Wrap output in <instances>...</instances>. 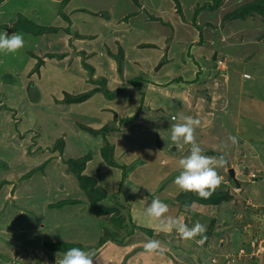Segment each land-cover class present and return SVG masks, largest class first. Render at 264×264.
<instances>
[{"label":"rangeland","instance_id":"obj_1","mask_svg":"<svg viewBox=\"0 0 264 264\" xmlns=\"http://www.w3.org/2000/svg\"><path fill=\"white\" fill-rule=\"evenodd\" d=\"M138 1L77 0L87 6L88 20L91 17L99 21L108 19V26L101 23L96 27V31L103 34L97 48L105 44L112 48L110 29L126 16L129 18L119 26L125 43L144 40L161 46L147 50L141 57L131 49L126 55L124 72L110 70L111 88L119 81L116 75L131 80L143 72H151L150 77L168 84L160 91H147L145 106L162 108L161 116L155 118L158 123L149 122L152 127L141 132L125 131L120 141L117 140L121 146H118L117 160L121 164L126 163L121 159L123 146L129 144L134 149L131 164L128 163L131 167L128 168L127 187L140 190L134 193L132 200L129 194L118 197L119 203V200H130L129 206L123 204L126 209H120L128 229H120L111 215L95 214L90 202L97 195L81 189L77 167L69 163L70 159H81L92 153L93 149L103 157L106 150L105 141L103 148L98 145L100 135H95L100 137L93 140L92 146L82 136H77V131L96 117L87 112H70V104L63 103L66 94H79L83 90L76 85L71 89L70 83L68 85L62 77L56 80L53 89L42 84V89L38 88L31 77L23 78L32 54H35L36 71L43 63L42 58L55 52H68L65 66L73 68L77 53L73 51L71 37L61 33L43 40L20 31L16 33L23 35L24 48L16 54L0 53V264H56L57 256L64 253L53 251L48 245L81 244L86 248L83 251H92L107 236L106 230L109 235L121 239L131 231L132 221L148 226L154 222L146 216L145 210L157 197L168 205L169 215L186 221L190 228L197 221L206 227L207 240L203 246L182 240L175 231L146 233L138 230L124 245H104L94 264H158L159 260L171 258L173 254L181 262L190 264H264V9L245 14L242 8L256 0H223L219 8L196 15L198 7L213 0ZM140 5L145 9H140ZM59 6L61 4L51 0H9L6 5H0V33L11 34L14 25L6 28V24L16 22L19 14L27 15L35 23L51 26ZM172 36L176 41L181 40V51L176 59L169 56L161 59L167 55L164 38ZM183 41H195L197 45L196 51L187 54L189 64L185 63ZM200 45L211 48L212 54L205 57ZM77 48L81 50L80 44ZM50 60L45 59L53 64L60 61ZM133 60L141 62L138 65L141 69L132 65ZM197 71L200 75H196ZM72 74L86 81L95 76L89 70ZM173 77L201 82L190 89V103L189 100L186 104L182 96L183 90L188 88L186 82H172ZM127 89L124 100L133 102L134 96L140 94L132 85ZM87 107L88 103L79 109ZM184 116L201 121L195 136L205 155L226 153L227 166L217 169L224 177L217 190L223 196L219 204L195 203L183 209L174 198L181 192L174 184L181 171L178 161L189 149L186 146L183 151L177 150L170 138L171 125L182 122ZM104 123L106 120L102 118L99 126L94 127L101 129ZM118 126L119 130L124 127L120 122ZM87 129L85 127V131ZM229 136L237 137L238 146L231 145ZM222 144H228L223 153L220 151ZM102 159V165L95 160L89 171L97 173L109 190L117 189L122 170L109 165L104 157ZM41 166L43 169L28 177ZM65 201L76 204L55 206ZM101 203L119 208L114 194ZM177 209L180 213H173ZM148 239L162 242L167 248L163 257L144 254L143 245ZM240 250H244L243 254Z\"/></svg>","mask_w":264,"mask_h":264},{"label":"crops","instance_id":"obj_2","mask_svg":"<svg viewBox=\"0 0 264 264\" xmlns=\"http://www.w3.org/2000/svg\"><path fill=\"white\" fill-rule=\"evenodd\" d=\"M8 1L9 0L0 1V5L1 6L6 5V3ZM51 1H54L56 3L58 2V4H61V0H51ZM137 3L140 4L139 1ZM140 7H141L140 9H142V8L145 9L144 5H140ZM86 12H88L87 6L81 5L80 2L79 3L77 2V0L76 1L70 0V2L66 5V7L64 9V13L68 17L69 20H66L60 14V11L58 10V14L55 16V21L51 26H45V25L36 23L37 25L42 26V27L57 28V30H51V31L46 32L43 35L38 36V37H42L40 39H43L47 36H51L53 34H61V33L71 37L69 39H70L71 45L74 48L73 51H76V53H77V55L76 54L74 55L75 61L72 64V65H74V67L69 69V67L65 66L67 56L69 55L68 52H64L62 54L61 53L57 54L58 52H55V53H48V55H46L44 58H42L43 63L41 64L39 71H35L36 65L34 63L35 58L33 56L35 54H32V55H30L29 60L27 61V65H29L28 71L26 72V75H23V78L28 80L31 77L30 80L33 81L34 84L38 88L39 87L41 88L40 84H42V86L44 85V87L50 86L49 89H53L52 87H53V85L56 84V80L59 79L60 77H62L63 79L68 81V85L70 83L71 89L75 88V85H76L77 87H80L81 90H83L82 91L83 93L100 87L98 80H100L101 78H106L107 79L106 86L108 87V89L112 93L116 94V98L109 99L108 97H106L104 95L103 92L98 91V92H95L88 100H86L82 103H71L69 106V110H70V112H79V111L81 113L87 112V113L96 117V119L92 123H90L89 125H83L84 127H82V128L80 127L81 129L79 131H77L78 138H79V136H82V139L85 140L86 143L89 141L88 143H90V146H92L91 143L94 142L93 140L97 141V138H99L101 135L99 137H96L98 135H96V136L93 135L94 136L93 137L91 134H89L90 132L88 133L87 130H86L87 132L85 131V127L91 128V129H99L100 127H94V126L95 125L99 126L102 118L106 120V123H104V125L102 127H104L106 125H112V124H115L116 126H118V123L121 122L122 119H124L126 117H132V116L136 115L138 110H140L139 115L136 119L129 121L127 123H124L123 124L124 127H122L118 132H114L108 136V139H109V137L112 135L110 137L112 142L111 141L110 142L114 145V154H115V158L117 160V157L119 156L118 146H120V144L117 142V140L120 141L119 138H121V135L125 131H128V130L132 131L133 130V132H141L142 130H149V128L152 127L151 125L148 124L149 122L152 121L153 125H156L158 123V121L155 118L156 117L158 118L161 116L160 110H162V108L161 107H155V106L153 107L151 105L145 106L147 101H148L147 96H146L147 91L149 90L152 92H157V91H160V89H162L163 87H167L168 84H165L167 82L166 81L164 82V80H162V79H159V78L153 79L152 77H150L149 74L151 72H148V73L143 72L142 75H140L139 77H142L145 81V82H143V91L145 93L144 99L142 100L141 95H139L138 97L134 96L133 102H127L126 100H124L125 97H123V95H125V93L128 91L127 87H128V85H130V84H128L129 80H127L125 78L120 79V77H117V75H116V78L119 81L117 82V84L113 88H111V82L112 81H111L110 76L112 75V71L115 73L120 72V70H121V72H124L123 69H124V64H125V60L127 57L126 55H128V53L131 49L133 51L139 53V55L141 57L142 53H145L147 50H152L154 48H161V46L156 42H152V41L145 42L144 40L135 42L133 44L125 43L124 42L125 37L122 34L121 30L119 29V26H120V24H122L125 21V19L129 18L128 16H126L125 18H121L120 20H118V22H116V24H114L113 27L110 29V34L113 37L112 48L111 47L109 48L108 44H105V46L103 45L102 48H100V46H99V48H97V45H99V42L102 40L101 37H103L102 36L103 34L101 32H97L96 27L98 25H100L101 23L108 26V21H107L108 19L101 18L99 21V20H95L94 18H92L90 16L91 18L88 20V18L86 17ZM20 15H23V14H19V16ZM27 18H28V16H27ZM18 20H19V17H18L17 21ZM16 22L7 23L6 28H8V26L15 25ZM68 29L70 30L71 33L68 32ZM10 32L13 33V30L11 29ZM23 32H25V31H23ZM174 38H175V36L169 37L168 39L164 38L165 39L164 49L167 48V51H165L167 53V55H163L161 57V59H165L166 56H169V58H173V59L177 58V55L180 53L181 48H182L179 46V44H181V40L176 41ZM183 42H185V41H183ZM188 43L185 42V47H186L185 48L186 49V51H185V57H186L185 63L186 64H189L187 54L189 52H192V51L194 52L197 49L196 48L197 45H195V41L194 42L189 41ZM79 44L81 46V50L77 48L79 46ZM199 47L202 50V53L204 54L205 57H206V55L208 56L209 54H212L213 50H211V48L208 49V48H206V46H202V45H200ZM182 51H184V50H182ZM47 58L52 59V60L55 58L60 59L59 62H61V64H57L59 62L53 64V63H50L49 61H45V59H47ZM52 60H50V61H52ZM139 60H140V58H139ZM139 60H133L132 65L137 66V68L142 67V66H138V65H141V62ZM163 62H165V61H163ZM85 64H88L89 67H92L93 73H95V76H93L90 80H87V81L82 76H77L75 74H72L73 71H75V72L77 71V73L86 72L88 70V68L85 67ZM80 66L81 67L83 66L81 70H79ZM111 69H112V71L110 72ZM198 70L201 71L202 69H198ZM33 74H37V75H34L36 78L33 77ZM65 74L67 77H64ZM197 74L200 75V72L197 71L196 75ZM174 78L175 77L171 78L170 81L173 80L172 82H176L175 80L178 79V77H176L175 79ZM179 78L182 79L183 82L185 81L183 77H179ZM36 80L38 83H36ZM197 81L194 82L193 79H188V81H185L187 84L186 86H188V88L183 90L182 96L184 97L183 100L186 102V104L191 102V100L189 99V96H191L190 92L193 88V85L201 83V82L198 83ZM57 91H58V89L56 90V92ZM187 91L189 92V94ZM74 95H77V94H74ZM117 99H118V101H117ZM86 103H88V107L86 109H84V108L79 109V106H83ZM145 109H147V110H145ZM112 116H114V119L112 118ZM83 140H82V142H83ZM98 142H99L98 145H99L100 149L103 148L102 144L104 143V139L102 136H101V140H99ZM84 146H86V144ZM131 147H132L131 145L126 144V146H123V149L121 150V153H122L121 159H124L126 161V163L123 162V163H125L123 165H125L127 167H131V165H128V163L131 164V161H132L131 160L132 159L131 154L135 153L133 151L134 149H132ZM160 147H161V145H160ZM85 156H90V158L85 165L84 174L88 175L90 177L96 178L98 181V186L104 188L108 192V197H110L111 194L116 193L118 188H119V185L121 184L122 175H121L119 183L117 184L118 185L117 189L109 190L106 187L107 184H105V182L102 183L101 179L98 178L97 173L94 175V173H91L89 171L90 165L93 162H95V160H97L96 163L97 162L100 163L103 160L101 153L98 150L96 151L93 149L92 153L85 155ZM117 162H119V161L117 160ZM119 163L121 164V162H119ZM162 163H164V160L162 161ZM103 164H104V162H103ZM100 165H102V164L100 163ZM116 169H119V168H116ZM129 179H130V176L128 174L126 179L124 180V182L121 185V192L119 194V197L121 195H124V194L126 196H128V194H129L130 199L132 200L135 197L134 193H137L140 190H138L136 188L134 190L129 189L127 187ZM120 198H122V197H120ZM145 198H147V197H145ZM104 200H102V202ZM119 201L122 204H126L127 206L130 205L129 204L130 200L126 199V201H122V200H119ZM135 201L136 200H134L133 203ZM145 202L148 203V201H145ZM181 211H182V209H181ZM183 212L187 213V210H184ZM173 213L177 214V213H180V211H179V209H177ZM185 222L186 221H184V223ZM135 224L139 227L152 229L153 231H155V230L159 231L160 230V228L156 222L149 224V226H151V227H149L147 224H141L137 221ZM115 244H117V243L108 242L105 244V246L115 245ZM119 245H124V244H119ZM176 256L177 255L173 254L171 258L168 257V259L165 258L163 260H159L158 264H190L189 262H187V263L181 262L180 260L177 259Z\"/></svg>","mask_w":264,"mask_h":264},{"label":"clouds","instance_id":"obj_3","mask_svg":"<svg viewBox=\"0 0 264 264\" xmlns=\"http://www.w3.org/2000/svg\"><path fill=\"white\" fill-rule=\"evenodd\" d=\"M25 46L24 37L20 33H0V53L5 55L16 54ZM201 121L192 116H184L182 122L171 125V141L177 150L183 151L188 146L189 153L178 161L181 169L175 178L174 184L181 192L193 193L200 199L208 200L221 187L224 177L217 169L225 168L228 164L226 153L219 156L205 155L203 149L196 140V129ZM231 145L238 146L236 136H229ZM228 144H222L220 151L223 153ZM188 207V206H186ZM145 214L156 222L163 232L175 231L184 241H195L200 246L207 240V229L200 222H196L191 228L179 217L169 215V207L158 197L147 206ZM201 237L197 240L196 237ZM144 254L163 257L167 248L158 239H148L144 245ZM96 253L83 251L73 247L67 250L56 260V264H94Z\"/></svg>","mask_w":264,"mask_h":264},{"label":"trees","instance_id":"obj_4","mask_svg":"<svg viewBox=\"0 0 264 264\" xmlns=\"http://www.w3.org/2000/svg\"><path fill=\"white\" fill-rule=\"evenodd\" d=\"M3 1V0H0ZM223 0H213V2L211 3H207L203 6H200L197 8L196 11V15L199 14L201 11L204 10H210L213 11L217 8L220 7L221 2ZM70 2V0H61V6H60V14L66 19L69 20L68 17L65 15L64 13V9L66 7V5ZM178 8H179V4H177ZM264 9V1L263 0H256L254 2H252L250 5L248 6H244L242 8L243 12H245V14H252L253 12H262V10ZM180 12V8L178 9ZM238 16V14L236 15ZM240 17L244 16L243 15H239ZM153 19H156V17H152ZM13 33L19 32V31H25L26 33L29 34H33L35 36H40L45 34L48 31L51 30H57V28H47V27H42L37 25L35 22L31 21L30 19H28L26 16L24 15H20L19 16V20L16 22V25H14L12 27ZM68 32H70V30L68 29ZM71 33V32H70ZM201 36V35H200ZM202 40V39H201ZM202 42V41H200ZM41 66V65H39ZM85 67L88 68V70L92 73L93 72V68L89 67L88 64H85ZM36 71V70H35ZM121 72V70H120ZM99 81V85L100 87L93 89L91 91L88 92H84V93H80L77 95H69L66 94L67 96L63 99V103H82L86 100H88L95 92L101 91L104 93V95L106 97H108L109 99H114L116 94L112 93L108 87L106 86L107 83V79L106 78H101ZM176 82H182V79L178 78L175 80ZM197 81V80H196ZM143 82L144 79L142 77H135L131 80L128 81V84L134 86L139 94L142 97V100L144 99L145 93L143 91ZM140 110H138V112L136 113V115L132 116V117H126L124 119L121 120L120 123L124 124L127 123L129 121H132L134 119H136L139 115ZM87 131H89L90 133L94 134V135H101L104 139V141L106 142V150L103 152V157L106 160V162L116 168H119L122 170V180H121V184L119 185V188L117 190L116 193H114V197L119 205V208L117 207H109L108 205H103L101 202L102 200L106 199L108 197V192L98 186V181L96 178L94 177H90L88 175H85L83 172L85 170V165L88 162L90 156H85L81 159H70L69 163H71V165L77 167V178L78 180H80L81 182V189L84 191H93L97 196H95L92 201L90 202L95 214L97 215H111V218L113 220V222L116 224H118V227L120 229H128V225H126V219L124 215H121V211L120 209H126L127 205H123L121 203L118 202V197L119 194L121 192V185L124 182V180L126 179L127 175H128V168L127 166L120 164L119 162H117L116 158H115V154H114V145L110 142V140L108 139V136L114 132H118L119 131V126H116L115 124L112 125H106L104 127H102L101 129H91L88 128ZM63 142V141H62ZM43 169V166L39 167L38 169H34L31 173L28 174V177H31L36 171ZM1 184V183H0ZM221 193L219 192H215L214 195L208 199V200H203L200 199L197 195L193 194V193H186V192H179L176 197L175 200L178 201V203L180 204V208L182 207L183 209L188 208L186 206H192L195 203H199V204H204V205H213V204H219L223 198L222 195H220ZM185 195H187L188 197L185 198ZM73 205L76 204V202L74 201H65L63 203H60L58 205H55L56 207H61L64 205ZM120 215V217H116V215ZM131 221V220H130ZM141 230L144 231L146 233H152L154 232L152 229H148V228H144V227H139L135 224L134 221H132V227H131V231H129L125 237L123 238H118L115 235H109L110 232L108 230H106L107 236L103 237L99 243L97 244V246L92 250L97 254L99 253L100 249L108 242H115V243H120L123 244L125 242V240L132 236L136 231ZM48 247L56 252H62L65 253L67 250L76 247V248H80L81 250H85L86 248L81 245V244H72V243H66V242H61V243H56L53 245H48Z\"/></svg>","mask_w":264,"mask_h":264},{"label":"water","instance_id":"obj_5","mask_svg":"<svg viewBox=\"0 0 264 264\" xmlns=\"http://www.w3.org/2000/svg\"><path fill=\"white\" fill-rule=\"evenodd\" d=\"M214 58H216V57H214ZM219 78H220L222 81H225V78H224L223 76H219ZM230 173H231V175L234 177V171L231 170Z\"/></svg>","mask_w":264,"mask_h":264},{"label":"built area","instance_id":"obj_6","mask_svg":"<svg viewBox=\"0 0 264 264\" xmlns=\"http://www.w3.org/2000/svg\"><path fill=\"white\" fill-rule=\"evenodd\" d=\"M244 250H240V254H243Z\"/></svg>","mask_w":264,"mask_h":264}]
</instances>
